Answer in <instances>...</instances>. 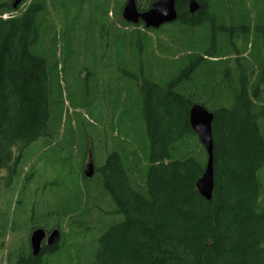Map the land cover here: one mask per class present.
Returning <instances> with one entry per match:
<instances>
[{
	"label": "trees",
	"instance_id": "obj_1",
	"mask_svg": "<svg viewBox=\"0 0 264 264\" xmlns=\"http://www.w3.org/2000/svg\"><path fill=\"white\" fill-rule=\"evenodd\" d=\"M14 1L0 0V168L57 136L70 61L87 71L77 83L88 104H110L113 133L123 111L125 132L108 145L77 143L72 201L44 213L71 241L38 256L23 245L15 264H71L78 248H89L80 264H264V0H196L193 13L176 0L177 20L158 29L125 21L126 0H23L17 9ZM154 1L136 3L146 11ZM194 104L214 114L211 200L196 187L208 153L190 125ZM89 145L104 159L86 179ZM105 200L120 219L107 220ZM94 214L105 220L98 234L88 225ZM88 234L90 247L80 241Z\"/></svg>",
	"mask_w": 264,
	"mask_h": 264
},
{
	"label": "rangeland",
	"instance_id": "obj_2",
	"mask_svg": "<svg viewBox=\"0 0 264 264\" xmlns=\"http://www.w3.org/2000/svg\"><path fill=\"white\" fill-rule=\"evenodd\" d=\"M64 68L65 71L61 72V83L65 108L62 120L58 124L57 136L53 140L42 137L31 143L27 149L22 150V152L25 151V155L28 152L32 159L27 160L26 158L16 168L14 164L0 168V264H15L16 254L20 247L25 245L30 249V236L36 227L41 226L45 230H50L57 225L56 219L54 221L49 214L44 213L46 211L59 212L63 205L68 207L69 201H72L70 196L77 190L79 184L76 173L78 171L77 162L82 161L80 156L75 154L77 143L87 147L89 141L96 146L108 145L113 137L124 139L123 135H119L125 133L120 128L123 111L122 114L119 111L115 115L114 124L117 132L113 133L111 128V115L113 114L110 104L100 98L96 107L91 106L88 104L87 95L83 94L81 84L77 83L80 79H82L81 83L84 82L87 71L83 73V70L78 73L75 70L77 63L71 61ZM104 76L108 78L107 73ZM103 80H101V91L108 86L107 80ZM73 141L75 146L71 148L68 144ZM96 149L97 155L95 156L94 148L89 145L87 155L83 160V169L89 160V153L93 155L95 165L102 164L104 152L99 147ZM14 152L16 155L14 157L17 158L21 152V146L15 147ZM259 179L261 183L259 200L260 205L264 206V169L260 171ZM67 199H69L68 202H66ZM110 202V200H105L102 206L108 211L104 214L107 220L114 222L120 219V215L113 213L115 207ZM33 210L37 214L35 220L32 218ZM67 221L68 218L61 224L65 232L69 228ZM48 222L51 225L53 223L52 227H47ZM89 224L98 234L105 220L94 214L89 219ZM80 239L83 244L91 246L90 234L81 236ZM65 241L69 243L71 240L65 236L60 244ZM88 249H73L72 254L75 258L71 264H80L81 260L77 255L83 257ZM50 264H59L58 257H53ZM90 264H96V261L91 259Z\"/></svg>",
	"mask_w": 264,
	"mask_h": 264
},
{
	"label": "water",
	"instance_id": "obj_3",
	"mask_svg": "<svg viewBox=\"0 0 264 264\" xmlns=\"http://www.w3.org/2000/svg\"><path fill=\"white\" fill-rule=\"evenodd\" d=\"M23 0H15L13 8L17 9ZM191 13L199 9L200 5L196 0H187ZM123 19L132 24L144 23L146 28L158 29L160 26L172 23L177 20L178 12L176 9V0H156L151 8L146 11L138 9L136 0H126L122 10ZM214 114L202 104H194L190 110V125L196 132L201 143L205 146L208 153V162L203 176L197 182V188L201 195L211 200L213 197L215 179H214V141L212 124ZM86 179L92 178L95 173V162L93 155L89 153V160L84 168ZM62 238L59 228L53 229L50 234L42 227L32 230L30 236V246L33 256H38L44 246H55L59 244Z\"/></svg>",
	"mask_w": 264,
	"mask_h": 264
},
{
	"label": "flooded vegetation",
	"instance_id": "obj_4",
	"mask_svg": "<svg viewBox=\"0 0 264 264\" xmlns=\"http://www.w3.org/2000/svg\"><path fill=\"white\" fill-rule=\"evenodd\" d=\"M56 227H53L52 229L50 228V230H46L47 231V234L49 235L50 234V232L51 231H53V229H55ZM61 240H62V238H61ZM60 240V241H61ZM60 241H59V243H60ZM44 246H47L45 243H44ZM30 249H31V246H30Z\"/></svg>",
	"mask_w": 264,
	"mask_h": 264
}]
</instances>
